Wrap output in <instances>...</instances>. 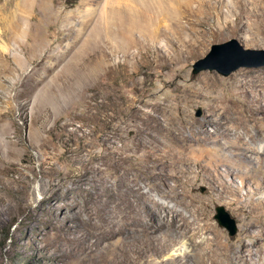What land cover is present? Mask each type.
I'll return each mask as SVG.
<instances>
[{
	"label": "rangeland",
	"instance_id": "obj_1",
	"mask_svg": "<svg viewBox=\"0 0 264 264\" xmlns=\"http://www.w3.org/2000/svg\"><path fill=\"white\" fill-rule=\"evenodd\" d=\"M221 1H212L213 16L204 19L209 23L194 26L198 31H212L211 27L217 29L219 22H223L225 35L210 41L203 52L179 66L159 56L153 44L137 53V60L126 57L122 51L116 52L109 60L111 71L101 84L104 68L100 43L103 40L98 35L104 12L98 8L100 0H0V138L3 139L0 176L1 183L5 184L2 194L8 209L0 223V264H76L77 257L66 239L77 225L94 230L106 223L105 209L114 205V193L126 169L115 165L118 155L104 154L99 139L104 130H113L119 122L130 120L136 109L151 112V106L145 105L146 100L155 101L158 96L168 100L181 97L189 92L186 85L201 86L207 74L229 82L238 77L244 83H256L264 92V64L242 66L228 75L217 69L195 72L199 61L206 59L215 44L236 39L244 49H264L260 0H231L237 11L227 17L224 11L229 5L227 0ZM198 3L207 6L203 0L182 2L183 5ZM166 26L174 32V27ZM227 50L239 52L231 47L220 49L201 65L222 63L223 68H229L242 60H264V54L240 52L237 55L228 52L227 57ZM103 87L109 89L107 96L102 95ZM232 88L233 83L230 86L223 83L219 90L225 94ZM240 94L234 98L242 100ZM189 104L187 100L182 102L183 108L191 107L190 119L200 120L206 115L205 103ZM117 109V118H112ZM213 130V126H208V131ZM133 134L127 129L117 137L124 140ZM251 160V166L259 161L254 157ZM144 189L150 190L148 186ZM216 190L211 182L199 181L194 194L204 199L203 203L196 200L188 208L176 203L173 197H168V201L180 209L181 219L186 214H192L193 219L194 207L199 206L213 224L212 230L205 232L206 238L212 237V240L219 231L235 248H242L246 242L242 217L234 206L213 200L219 195ZM219 207L235 221L234 235L220 224ZM187 245L191 250L190 242Z\"/></svg>",
	"mask_w": 264,
	"mask_h": 264
},
{
	"label": "bare ground",
	"instance_id": "obj_2",
	"mask_svg": "<svg viewBox=\"0 0 264 264\" xmlns=\"http://www.w3.org/2000/svg\"><path fill=\"white\" fill-rule=\"evenodd\" d=\"M183 1L100 0L98 8L104 12L98 35L103 40L100 43L104 68L101 84L111 71L108 67L113 53L122 51L126 57L137 60V53L153 44L159 56L168 58L172 65H183L203 52L210 41L225 35L223 22L219 21H216L218 28L211 27L212 31L195 29L198 24L206 23L204 19L214 12L213 0H203L207 6L200 5L201 2L183 5ZM259 2L260 16L264 20V0ZM227 4L229 9H222L226 17L237 11L231 0H227ZM166 25L174 27V32ZM203 79L199 87L193 83L186 85L189 92L173 100L160 96L155 101L146 100L145 105L151 106V112L136 109L130 120L119 122L113 130L103 131L99 140L104 154L118 155L115 165L117 168L126 166V169L120 175L114 205L105 209L106 223L94 230L77 225L66 239L67 246L75 252L76 264H264V92L256 83H244L238 77L229 82L207 74ZM223 83L229 86L233 83L234 88L222 94L219 89ZM101 89L103 96L109 94L108 87ZM239 94L242 100L234 98ZM184 100L191 106L205 103L206 115L200 120L190 119L191 107L183 108ZM45 107L48 106L43 109ZM118 111L111 117L117 118ZM208 126H213L214 130L208 131ZM127 129L134 134L124 140L117 137ZM2 147L0 138V151ZM252 157L259 160L257 165H250ZM199 181L214 184L219 195L216 193L213 200L225 201L241 215L246 241L242 248H235L219 231L212 240V237L206 238L204 234L212 230L213 224L199 206L194 207L193 219L192 214L181 219L180 209L169 203L168 197L188 208H192L196 200L203 203L204 199L194 194ZM146 186L149 191L144 189ZM4 189L2 182L0 223L8 210L4 204ZM115 236L119 239H114ZM178 244L181 246L175 248Z\"/></svg>",
	"mask_w": 264,
	"mask_h": 264
},
{
	"label": "water",
	"instance_id": "obj_3",
	"mask_svg": "<svg viewBox=\"0 0 264 264\" xmlns=\"http://www.w3.org/2000/svg\"><path fill=\"white\" fill-rule=\"evenodd\" d=\"M230 47L237 49V51H239L240 53H243V54H247V53H249V54H264V49L263 50L244 49L242 46L238 45L236 40L233 39V40H229L228 42H226L224 44L213 45L212 51L209 53V55L206 57V59H210L220 49H228ZM228 52H230V55L239 54V52L237 53V52H234L233 50H231V51L227 50V52L225 54L227 57L230 56L227 54ZM206 59L199 61V64L197 65L195 72H198V71L203 70V69H217L220 73H222L224 75H228L232 71H234V70H236L242 66H258V65L264 64V60L258 61V62H251V61H243L242 60V61L235 63L234 65H232L229 68H223L221 65L222 63H216V64H211V65H201V63L205 62ZM222 59L227 60L228 58H222ZM217 218H218L221 225L226 226L229 229L231 235H234L237 232L235 221L230 218L229 214L224 210L223 207L218 208Z\"/></svg>",
	"mask_w": 264,
	"mask_h": 264
}]
</instances>
